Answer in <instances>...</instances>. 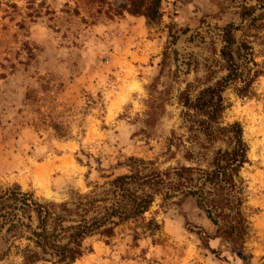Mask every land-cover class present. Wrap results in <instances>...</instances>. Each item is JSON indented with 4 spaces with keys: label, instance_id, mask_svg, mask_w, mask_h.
<instances>
[{
    "label": "rangeland",
    "instance_id": "1",
    "mask_svg": "<svg viewBox=\"0 0 264 264\" xmlns=\"http://www.w3.org/2000/svg\"><path fill=\"white\" fill-rule=\"evenodd\" d=\"M257 2L162 0L154 23L130 13L129 0H0V191L69 201L129 173L131 157L161 172L213 169L229 143L208 138L206 116L183 94L194 99L228 73L224 28ZM234 33L241 40L243 30ZM253 45L262 73L248 95L223 92L219 119L239 122L248 145L236 177L242 202L225 211H240L234 234L218 231L196 196L165 188L112 238L86 239L89 249L70 264H264V43ZM151 219L160 225L153 232L144 229ZM9 225L0 227V264H27L20 250L29 241Z\"/></svg>",
    "mask_w": 264,
    "mask_h": 264
},
{
    "label": "trees",
    "instance_id": "2",
    "mask_svg": "<svg viewBox=\"0 0 264 264\" xmlns=\"http://www.w3.org/2000/svg\"><path fill=\"white\" fill-rule=\"evenodd\" d=\"M127 8L130 13L145 15L154 23L162 18V0H129ZM241 18L239 25L230 23L224 28L222 56L227 62L228 73L202 89L194 99L188 92L183 94L188 108L206 116L201 121V129L208 138L229 143L225 150L217 152L213 169L183 166L161 172L149 168L152 162L131 157L127 162L129 173L117 175L88 192L75 191L69 201H40L22 192L19 186L0 191V227L8 223L7 231L14 230L29 241L20 250L25 263L34 264L40 260L73 263L89 249L86 239L94 235L112 238L121 222L143 217L165 188L181 190L184 197L196 196L198 205L205 209L218 231L234 234L236 224L242 223L240 211L233 215L225 211L226 208L234 210L242 202L236 194L239 192L236 177L248 161V145L239 122L222 126L219 119L226 109L223 92L235 87L239 95H248L262 73L254 59L253 44L258 39L264 43V0L244 5ZM234 29L243 30L241 40H237ZM53 126L57 133L66 135L60 132L59 124ZM174 175L177 182L171 180ZM195 180L198 183L192 184ZM169 196L173 194L166 191L165 197ZM159 227V223L151 219L144 229L153 232ZM231 240L239 242L238 232Z\"/></svg>",
    "mask_w": 264,
    "mask_h": 264
}]
</instances>
